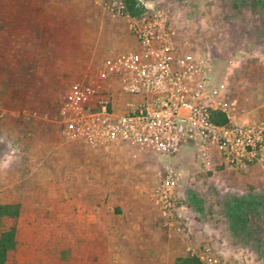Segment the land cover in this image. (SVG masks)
<instances>
[{"label": "rangeland", "instance_id": "1", "mask_svg": "<svg viewBox=\"0 0 264 264\" xmlns=\"http://www.w3.org/2000/svg\"><path fill=\"white\" fill-rule=\"evenodd\" d=\"M30 1L34 0L28 4L0 0V206H7L6 216L0 214V236L10 230L16 234L6 264H97L98 257L74 255L69 205L73 208L77 200L85 199L83 189L90 181L104 178L101 170L107 169L108 186L115 187L117 176L110 174L129 168L145 173V180L141 177L134 184L141 187L140 196L153 203L157 173L169 166L184 174L178 194L189 218L186 233L171 234L192 236L194 230L206 232L204 227L215 226L239 237L224 241L229 242L226 250L204 240L198 249L189 248L187 255L204 254L209 247L205 264L233 260L264 264V252L252 249L251 256L241 250L257 245L239 235L244 220H250L247 228L258 233L264 245V207L242 200L248 171L202 170L188 147L162 162L152 154L134 159L127 150L115 147L104 150V160H90L88 154L95 150L61 135L59 108L69 88L74 83L102 87L104 64L115 56L99 55L95 43L84 46L83 34L88 36L91 27L73 16L74 8L69 12L61 7L53 24L49 17L37 18ZM138 1L142 6L177 10L183 27L182 54L197 53L208 64L213 85L226 83L228 102L238 121L242 116L258 119L255 113L264 112V0ZM93 6L99 8L96 0ZM87 168L95 175L78 174ZM131 179L125 175L124 183L130 184ZM229 196L234 200L229 202Z\"/></svg>", "mask_w": 264, "mask_h": 264}, {"label": "built area", "instance_id": "2", "mask_svg": "<svg viewBox=\"0 0 264 264\" xmlns=\"http://www.w3.org/2000/svg\"><path fill=\"white\" fill-rule=\"evenodd\" d=\"M96 2L112 19L126 22L138 47L105 62L102 79L111 86L74 83L69 88L58 120L65 139L91 149L124 146L134 159L149 152L160 162L188 147L209 172L264 168V120L239 122L226 83L213 85L208 64L197 53L182 54L177 10L145 4L136 16L127 0ZM212 112L225 113L228 123H215ZM157 176L152 202L162 226L184 234L189 218L178 194L184 174L169 166ZM192 252L205 264L211 250Z\"/></svg>", "mask_w": 264, "mask_h": 264}, {"label": "crops", "instance_id": "3", "mask_svg": "<svg viewBox=\"0 0 264 264\" xmlns=\"http://www.w3.org/2000/svg\"><path fill=\"white\" fill-rule=\"evenodd\" d=\"M24 1L28 4V0H21V2ZM94 1L34 0L29 4H34L37 18L49 17L53 24L59 20L61 7L68 8L69 12L74 11L71 9L74 8L73 16H80L83 24L86 26L88 23L91 27L88 36L83 34L84 46L88 47L95 43L100 49L99 55H114L116 57L121 53L135 50L138 47L137 42L129 32L126 22L112 19L107 12L94 7ZM26 12L28 13V11ZM27 16L28 14L25 15V18ZM103 86L108 87L111 84L105 82ZM119 106L121 111L125 110L124 102H120ZM255 114L257 120H264V112ZM246 118V116H242L239 122L247 121ZM114 147L125 149L132 156L129 148L112 145L93 149L95 152L89 153L88 158L104 160L102 156L105 155L103 153L106 149ZM146 155H150V153L144 152L138 159H145ZM85 172L90 176L95 175V170L92 168L82 169L78 174L83 173L84 175ZM102 172L103 170L99 174L103 175V179L95 182L90 181L87 183L88 188L83 189L85 199L77 200L74 209L69 205L70 211L73 210V215L69 214V223L74 226L73 233L71 231L69 238L73 239L74 255L82 254L85 258L94 259L98 257L97 264H177L179 258L187 256L186 251L189 248L198 249L204 240L214 241L217 247L220 249L225 247L226 250L229 248V242L225 243L224 241L230 240L234 236L239 238L238 233L222 232L215 226L208 230L207 227H204L206 232L194 230L192 236L187 234L176 237L162 227L159 211L151 203L149 197L140 196L138 189L141 187L134 183L141 181V177L142 180H145V173L142 170L139 168H129L126 171L116 169L115 174H110V176H117L115 187L108 186L107 169L104 170V173ZM125 175L132 178L130 184L124 183ZM245 181L246 184L243 185L244 189L241 188L243 190L241 192H245L246 195L242 200H245L250 206L254 203L260 208L264 207V168L250 169L245 175ZM77 184L79 186L81 180L77 181ZM109 192L112 193L111 197H109ZM233 200L234 197L228 199L229 202ZM242 222L244 230L243 233L241 231L239 233L241 238L247 241L260 238L258 233L256 235L251 228H247L250 224L249 221ZM252 249L255 248H251L250 245V247L246 246V249L241 250L254 256V253L250 252ZM236 250H240V248L237 247ZM230 264L238 263L233 260L230 261Z\"/></svg>", "mask_w": 264, "mask_h": 264}, {"label": "trees", "instance_id": "4", "mask_svg": "<svg viewBox=\"0 0 264 264\" xmlns=\"http://www.w3.org/2000/svg\"><path fill=\"white\" fill-rule=\"evenodd\" d=\"M129 5V9L132 15H140L144 11V7L138 0H127ZM212 119L217 124H226L228 123V117L225 113L222 112H212ZM7 209V206L1 207L0 206V214L2 216H6L4 213ZM250 222V220H248ZM253 241L257 242L255 245V249L257 252L262 253L264 252V245H262L260 238H255ZM254 242V243H255ZM16 243V234L15 230H10L8 232L3 233L0 236V264H6L8 255L11 250L14 249ZM177 264H203L200 258L195 255H187L186 257L179 258L177 260Z\"/></svg>", "mask_w": 264, "mask_h": 264}]
</instances>
